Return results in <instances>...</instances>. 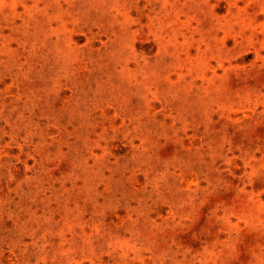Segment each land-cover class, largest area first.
Segmentation results:
<instances>
[{"label": "rangeland", "instance_id": "obj_1", "mask_svg": "<svg viewBox=\"0 0 264 264\" xmlns=\"http://www.w3.org/2000/svg\"><path fill=\"white\" fill-rule=\"evenodd\" d=\"M0 264H264V0H0Z\"/></svg>", "mask_w": 264, "mask_h": 264}]
</instances>
